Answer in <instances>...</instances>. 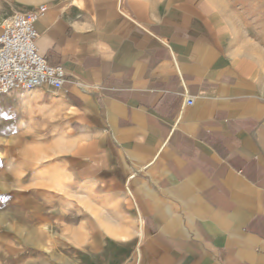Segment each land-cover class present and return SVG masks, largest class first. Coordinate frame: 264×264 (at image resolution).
Returning a JSON list of instances; mask_svg holds the SVG:
<instances>
[{
  "label": "crops",
  "instance_id": "1",
  "mask_svg": "<svg viewBox=\"0 0 264 264\" xmlns=\"http://www.w3.org/2000/svg\"><path fill=\"white\" fill-rule=\"evenodd\" d=\"M9 5L0 35L47 7L38 48L107 190L0 182V264H264V0Z\"/></svg>",
  "mask_w": 264,
  "mask_h": 264
},
{
  "label": "rangeland",
  "instance_id": "2",
  "mask_svg": "<svg viewBox=\"0 0 264 264\" xmlns=\"http://www.w3.org/2000/svg\"><path fill=\"white\" fill-rule=\"evenodd\" d=\"M31 1L0 0V4L19 3L27 10ZM17 6H13L17 10L13 15L19 12ZM93 130L67 108L60 90L37 87L0 96V182L31 174L44 181L63 180L70 172L80 186L78 195L103 193L107 189L84 187L85 181L100 177L94 161L98 160V141Z\"/></svg>",
  "mask_w": 264,
  "mask_h": 264
},
{
  "label": "built area",
  "instance_id": "3",
  "mask_svg": "<svg viewBox=\"0 0 264 264\" xmlns=\"http://www.w3.org/2000/svg\"><path fill=\"white\" fill-rule=\"evenodd\" d=\"M47 13L42 5L8 18L0 35V96L15 90L50 87L62 90L67 82L64 67L51 66L38 48L37 22ZM188 106L193 100L187 101Z\"/></svg>",
  "mask_w": 264,
  "mask_h": 264
}]
</instances>
